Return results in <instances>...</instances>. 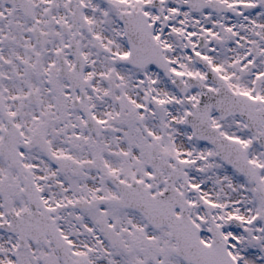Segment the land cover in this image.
I'll list each match as a JSON object with an SVG mask.
<instances>
[{"label":"snow or ice","instance_id":"obj_1","mask_svg":"<svg viewBox=\"0 0 264 264\" xmlns=\"http://www.w3.org/2000/svg\"><path fill=\"white\" fill-rule=\"evenodd\" d=\"M0 264H264V0H0Z\"/></svg>","mask_w":264,"mask_h":264}]
</instances>
